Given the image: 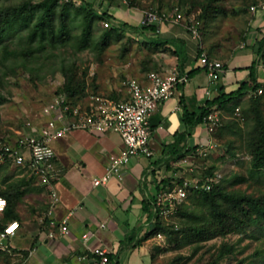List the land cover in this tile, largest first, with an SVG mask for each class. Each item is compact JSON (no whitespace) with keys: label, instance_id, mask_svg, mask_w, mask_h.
Returning a JSON list of instances; mask_svg holds the SVG:
<instances>
[{"label":"rangeland","instance_id":"rangeland-1","mask_svg":"<svg viewBox=\"0 0 264 264\" xmlns=\"http://www.w3.org/2000/svg\"><path fill=\"white\" fill-rule=\"evenodd\" d=\"M43 1L0 0V19L13 7ZM73 3L58 0L55 39L41 52H35L36 44L28 40L41 10H36L29 27L21 22L30 14L25 10L19 18L10 17L18 22L13 29L7 25L1 32L0 139L26 129L27 121L42 123L46 105L64 92L65 85L80 93L121 98L127 79L154 70L156 45L148 41L141 25L138 31L112 30L105 26L107 19L80 8L79 0ZM126 4L169 17L179 9L182 23L193 26L220 56L240 52L250 42L255 46L264 35V13L258 16L264 0H127ZM209 122L206 140L211 139V145L193 149L176 166H169L174 172L171 185L186 186L187 197L180 204L170 206L168 201V206L158 207L156 233L150 238L154 264H264V86L261 94L235 98L217 109ZM208 179L213 180V192L206 197L202 186ZM218 191L226 196L216 195ZM0 197L11 209V217L0 215V224L9 218L34 219L47 208L44 186L26 167L13 163L0 166ZM20 237L19 232L6 241L7 249H0V264H39L28 259L34 241L24 245ZM80 264L100 263L90 256Z\"/></svg>","mask_w":264,"mask_h":264},{"label":"crops","instance_id":"crops-1","mask_svg":"<svg viewBox=\"0 0 264 264\" xmlns=\"http://www.w3.org/2000/svg\"><path fill=\"white\" fill-rule=\"evenodd\" d=\"M85 1L98 13L107 12L119 22L140 26L144 10L139 7L122 0ZM263 13L260 11L258 16ZM257 21L260 22L259 17ZM154 25V31L143 30L148 41L156 45L151 61L154 70L177 71L187 74L188 80L179 83L149 117L152 155L133 156L124 165L120 178L112 177L107 183L94 186L93 179L102 176L110 158L123 149L120 135L75 129L55 140L56 165L62 177L52 187L44 186L47 208L43 215L17 220V235L21 233L22 244L35 243V249L29 253L31 262L34 259L39 264H80L81 255L92 256L93 249L101 248L107 255L113 254L118 264H154L150 260L151 237L136 246L134 242L140 238L139 233L150 231L157 201L168 182H173V167L169 166L183 161V155L191 150L199 151L208 138L203 123L189 125L184 121V110L198 111L206 100L234 91L248 80L247 67L255 59L257 47L250 42L240 52L220 56L194 35L190 26L173 16ZM202 53L223 64L224 71L215 82L197 63ZM262 66L259 63L255 72L259 81L264 79ZM206 83L209 84L204 87ZM51 189L59 197L56 203L50 198ZM146 205L149 211L144 210ZM63 224L67 233L61 231ZM84 234L88 235L87 240L83 239Z\"/></svg>","mask_w":264,"mask_h":264},{"label":"built area","instance_id":"built-area-1","mask_svg":"<svg viewBox=\"0 0 264 264\" xmlns=\"http://www.w3.org/2000/svg\"><path fill=\"white\" fill-rule=\"evenodd\" d=\"M122 1L127 3V0ZM251 10H255V6H251ZM169 18L167 13L159 14L155 9H147L143 12L140 25H154ZM173 18L177 21L182 20L183 15L179 9H176ZM105 26H109L108 21L105 22ZM191 28L193 34L197 36L195 28L193 26ZM197 63L205 69L211 82H215L224 71L221 61L212 59L204 53L198 57ZM187 80V74H180L177 71L152 70L141 77L127 79L124 83L126 95L122 98L88 93L85 97L74 102L65 94H59L46 105L42 123L27 121L26 129L17 130L16 135L12 137L0 139V164L9 159L15 165L26 167L43 186L52 187L62 177V172L56 165L57 154L53 144L55 140L66 136L75 129L96 134L113 132L120 135L123 141V149L118 155L110 158L104 174L94 178L93 185L105 184L112 177L120 178L124 165L133 156L152 155L149 148V139L152 133L149 117L161 102L173 94L179 83ZM262 92L263 86L259 87L255 93L249 92L245 96H250L251 93L261 94ZM216 116L217 110L204 118L203 124L206 129L207 127L209 129V121H213ZM211 142V139L206 140L201 148L210 146ZM212 181V179H208L204 182L202 186L204 190L211 189ZM185 187L179 185L168 187L161 200L157 201L154 215L159 214L156 209L157 206H168V201L170 206L184 201L187 197ZM50 198L52 203L59 200L54 189L50 191ZM6 205V199L0 197V214L3 213ZM19 228L20 223L17 220L8 221L4 225L0 230V249L8 248L6 241L15 237ZM61 231L68 232L65 224L61 226ZM142 234L143 231L139 233L141 236ZM87 238L88 235L84 234L83 239L87 240ZM91 252L93 253L91 257L97 258L100 264H108L106 250L95 248ZM79 259L90 261V256L83 254Z\"/></svg>","mask_w":264,"mask_h":264},{"label":"trees","instance_id":"trees-1","mask_svg":"<svg viewBox=\"0 0 264 264\" xmlns=\"http://www.w3.org/2000/svg\"><path fill=\"white\" fill-rule=\"evenodd\" d=\"M79 1L82 4L80 8L87 9L91 13L92 16L95 15L99 19H107L109 22L108 27H110V29H112V30H120V29H124L125 31H138L139 30V28H137L135 26H130L126 23L119 22V21L115 20L114 18H112V16L107 14V12L98 13L97 10H95L93 8L92 4L85 1V0H79ZM57 2H58V0H44L42 3H40L38 5H32V6L31 5H22V6L11 8V13L7 12V17L4 20L0 19V34H1V32H3L5 30V27L7 25H10V28L13 29L18 24V22L16 20L15 21L11 20L10 17L14 16V18H19L23 13H25L26 11H29V13L31 15L30 14H29V16L25 15V17L21 19L22 25L23 26L26 25L25 27H27L29 25L30 20L36 14V12H37L36 10L39 9L42 11V14L40 15L37 22L34 23V25L30 27V31L28 32V40H29V42L36 44V47H35L36 49L34 50L35 52L43 51L46 48L47 44H49V45L53 44L54 39H55L54 35H55L56 30H55V26H54V22H53V16L55 14L54 10L57 6ZM67 4L73 5L74 4L73 0H67ZM65 23L66 22L64 21V18H63V20L61 22L62 26H65ZM140 28L143 30L154 31L155 25H142ZM107 36H109V33H107ZM0 39H1V35H0ZM256 45H257V47H256L255 59L247 67L250 71L249 79L241 82L239 87L234 91H231L229 93L222 92L218 96H216L212 99L206 100L204 105L201 106L198 111L189 113L187 110H184V121L187 124L194 125V124L203 123L204 118L207 115H209L210 113H212L213 111L226 106L227 104L232 102L235 98L243 97L246 94H248L249 92L255 93L259 87L264 86V81H259L257 79V75L255 73L256 68H257L259 63H262V65L264 67V35L262 37L256 39ZM254 93H251V95L249 97L257 95ZM60 94H65L70 100L75 102L78 99L85 97L88 93L87 92L80 93L78 91H74L69 86L65 85L64 86V92L60 93ZM175 154H177V153H175ZM8 163H13V162L10 161L9 159H7V161H5V163L0 164V166L7 165ZM172 186L173 185H171V183L169 181L168 187H172ZM204 192H205V196L209 197L210 193L213 191H210V190L206 191L205 190V191H203V193ZM216 195L226 196L221 191H218L216 193ZM149 202L150 201H146V203L148 205L150 204ZM153 202L155 203V201H153ZM148 205H146L144 207V210L149 211ZM156 209H157V212H159L158 206ZM0 215L2 217L3 216H8V217L10 216L11 217V209L9 208L8 202H7V205H6L3 213ZM152 218L154 221L152 222L150 231L146 232L139 239H136L134 242V246L139 244L141 241L151 237V235L153 236V234L156 233L155 230H156L157 225H158V221H157L158 215L157 214L154 215V213H153ZM11 220H17V219L9 218L8 221H11ZM5 224H0V230H2V228L4 227ZM107 257H108V264H118L117 261L115 260L116 258L113 254L107 255Z\"/></svg>","mask_w":264,"mask_h":264}]
</instances>
